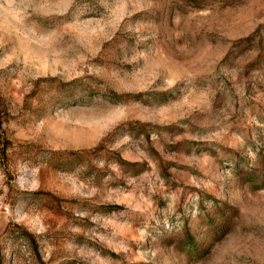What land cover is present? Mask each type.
Here are the masks:
<instances>
[{"label": "rangeland", "instance_id": "obj_1", "mask_svg": "<svg viewBox=\"0 0 264 264\" xmlns=\"http://www.w3.org/2000/svg\"><path fill=\"white\" fill-rule=\"evenodd\" d=\"M0 264H264V0H0Z\"/></svg>", "mask_w": 264, "mask_h": 264}]
</instances>
